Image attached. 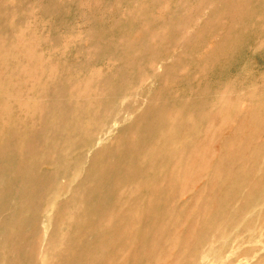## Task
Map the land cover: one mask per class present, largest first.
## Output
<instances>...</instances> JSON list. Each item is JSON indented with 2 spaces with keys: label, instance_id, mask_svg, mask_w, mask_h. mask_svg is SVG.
Wrapping results in <instances>:
<instances>
[{
  "label": "rangeland",
  "instance_id": "1",
  "mask_svg": "<svg viewBox=\"0 0 264 264\" xmlns=\"http://www.w3.org/2000/svg\"><path fill=\"white\" fill-rule=\"evenodd\" d=\"M0 264H264V0H0Z\"/></svg>",
  "mask_w": 264,
  "mask_h": 264
}]
</instances>
